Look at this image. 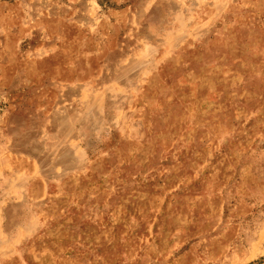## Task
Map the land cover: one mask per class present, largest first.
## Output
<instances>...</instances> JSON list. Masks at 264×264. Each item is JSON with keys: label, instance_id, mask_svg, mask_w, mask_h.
Returning <instances> with one entry per match:
<instances>
[{"label": "rangeland", "instance_id": "obj_1", "mask_svg": "<svg viewBox=\"0 0 264 264\" xmlns=\"http://www.w3.org/2000/svg\"><path fill=\"white\" fill-rule=\"evenodd\" d=\"M0 264H264V0H0Z\"/></svg>", "mask_w": 264, "mask_h": 264}]
</instances>
